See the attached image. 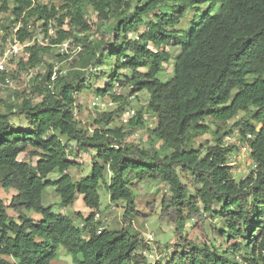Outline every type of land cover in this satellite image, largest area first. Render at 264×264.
Returning a JSON list of instances; mask_svg holds the SVG:
<instances>
[{
  "label": "trees",
  "instance_id": "16d2710c",
  "mask_svg": "<svg viewBox=\"0 0 264 264\" xmlns=\"http://www.w3.org/2000/svg\"><path fill=\"white\" fill-rule=\"evenodd\" d=\"M0 1V12L10 11L12 20L3 26V41L18 28L16 40L33 42L27 57L20 56L24 70L38 69L64 43L80 47L65 75L58 72L52 81L54 64H48L45 75L29 79L31 91H13L20 102L0 111V188L15 191L9 200L0 197V264H52L60 248L75 264L146 263L151 247L133 224L141 217L134 176L168 188L159 217L176 225L180 243L165 264H264V0H14L12 9ZM189 13V27L177 30ZM95 27L101 39L90 38ZM172 48L179 50L173 77L163 83L158 75L172 61ZM55 58L61 63L69 55ZM112 63L110 83L96 93L110 96L118 109L100 113L90 134L76 97L105 78L103 67ZM115 84L130 91L127 98L114 91ZM141 92H148L146 110L156 121L149 138L160 140L168 155L132 139L146 126L143 108L127 129L110 127L128 98ZM211 132L213 144L193 148L195 138ZM234 132L248 145L254 166L240 182L228 162L236 146L224 143ZM87 154L90 174L75 179L78 159ZM55 171L59 179L47 180ZM50 186L67 207L82 197L89 213L68 216L45 207ZM101 187L112 205L123 203L118 228L95 220ZM207 215L222 224L214 229L219 240L198 245L183 235L185 224L196 219L205 233Z\"/></svg>",
  "mask_w": 264,
  "mask_h": 264
},
{
  "label": "rangeland",
  "instance_id": "374dc122",
  "mask_svg": "<svg viewBox=\"0 0 264 264\" xmlns=\"http://www.w3.org/2000/svg\"><path fill=\"white\" fill-rule=\"evenodd\" d=\"M6 1L9 8L12 9L14 0H3ZM35 4H45L50 5L52 3H56L55 0H33ZM2 4V1H0V6ZM163 10L165 11H172V8L170 7H164ZM203 10H206V6L203 7ZM194 14L187 15V18H184L181 23L176 28L177 30L183 31L184 29L189 27L190 19L192 18ZM3 26H12V20H11V13L8 12H0V54L2 53V50L6 47V43L3 41V35L2 32ZM19 27V25H18ZM145 28L142 27L140 29V32L144 30ZM34 31H36L37 39L40 42H46L44 41V36L41 33L40 29L33 28ZM50 35H55L53 30H50ZM81 36H83L80 33ZM139 35V32H138ZM91 39L98 38L99 37L96 27L93 29L92 33L89 34ZM80 51V47L77 46H71L68 43H64L63 45L55 48L53 50L52 56H48L45 58V63L41 64L38 69L35 70H24L23 67L20 65V56L14 59L12 64H10L11 73H12V79L14 81V88L0 92V111H6L7 106L11 103H14L17 101V98L19 99V102L21 101L20 97H16L15 92L17 91L19 95H23L22 92L28 93L31 91L30 87V81H29V74L32 75V77L36 76H43L45 75L46 69L48 64H54L53 69V77L52 81L57 77V73H61L62 75H65L70 68V63L73 59V57L77 54V52ZM179 50L177 49H171V56L172 61L169 64L163 65L162 72L159 73L158 79L161 80L163 83L168 82L173 77V59L178 55ZM59 54H66L69 55V59L63 62H59L57 58H55L56 55ZM114 63V62H113ZM113 63L110 64L108 67H103V69H106L109 74L97 81H93L88 83L89 88L85 90L83 93H80L76 97V105L78 107L79 112V118L81 119V124L89 130V133L91 134L92 131L96 128L95 126V120L96 117L103 112H112L116 109H118L117 104L115 105L112 102V99L110 96H98L96 93L97 89H105V87L110 83L111 81V70L113 68ZM145 71V70H141ZM123 73V72H121ZM124 75V74H122ZM114 91L117 93L128 97L129 90L125 88L118 87L117 84H115ZM149 99L148 92H141L138 94L137 97L128 98L129 104L127 105V108H133L138 112L140 109L143 108L144 110V122H145V128L139 129L135 132L134 138H132L135 142L140 143L143 147H147L148 149H154L157 152H159L161 155L165 156L168 155L170 150L167 148H164L162 146V142L160 140H155L154 142L150 140L149 138V132L148 128H154L156 126V121L154 119V115L151 112H148L146 110V104ZM125 109V108H124ZM125 111H121L120 115H118L113 123L110 125V127H125V125L122 124L121 119L122 115ZM243 115L241 114L240 117ZM15 122H17V119H15ZM232 123L229 124V127L226 128L227 131L232 128ZM147 127V128H146ZM126 128V127H125ZM127 129V128H126ZM213 130L215 128L213 127ZM215 142V136L214 132L205 134L204 136L195 138L192 141L193 148H198L199 146H207L210 144H213ZM224 143L226 145H235L236 149L229 155L228 162L229 165L233 168L232 174L234 179L237 182L242 181L247 176L251 175L254 166L250 157L249 150L247 149V144L242 142L240 140V136L238 132H234L229 137L224 139ZM74 145V144H73ZM75 146V145H74ZM21 159L28 160V156H21ZM78 162H81L82 164L79 166L80 168L74 169L73 175L74 178L79 179L81 176L89 175L91 171V157H89V154L85 155L84 157L78 159ZM60 177V173L58 171H55L51 173L47 180L50 181H57ZM107 179L109 180L110 174H107ZM187 181H191L190 177H186ZM132 185H135L136 187L133 189V193L135 196V202H136V208L141 213V217L134 220V226L137 230L141 231L144 238H146L148 233H152L154 236V240L152 242L151 251H155V257H152L150 254L151 252L146 253L147 256V262L144 264H156L158 261H161L162 263H168L173 255L176 252V247L178 243H180V240L178 239V236L175 233L176 225L168 223L166 220H161L159 217L160 212V203L163 198V196L168 191L167 186L160 182V181H154L145 179L143 181H138L137 178L134 176L132 180ZM193 191V189L191 188ZM12 193L11 196L15 194L14 191L9 190L5 191L3 188H0V197L4 198L6 200H9L10 195L9 193ZM99 196H100V205L101 210L104 216L108 218L109 224H111L112 221H115L114 228H118L121 226V215L123 214V203L119 202L117 204L112 205L109 194L107 190L104 187H101L99 189ZM82 198V197H79ZM82 203L81 199H78L77 202L72 206H65L61 203L59 197L55 194L54 187L50 186L46 188L44 194H43V205L45 207H51L52 211L57 214H65L68 216H73L74 212L80 211L79 204ZM154 206V211H152L149 206ZM115 206V207H114ZM120 207V208H119ZM29 217L35 219V220H41L42 216L35 211H26L25 212ZM120 215V216H119ZM115 218V219H114ZM219 220L217 218H214L213 220L210 218L209 215L206 216V220L204 222V225L206 227V235L205 233H202L197 228L198 221L196 219H188L185 224L184 233L183 235L188 237L189 240L194 241L198 245H203L205 243H208L210 245V242L212 239L219 240L217 233L214 232V229L218 226L217 222ZM219 226L222 225L221 222H218ZM159 247H162L159 249ZM52 264H75L73 262L72 256L67 255L65 250L63 248L59 249V257L57 260H55Z\"/></svg>",
  "mask_w": 264,
  "mask_h": 264
},
{
  "label": "built area",
  "instance_id": "2783aa9c",
  "mask_svg": "<svg viewBox=\"0 0 264 264\" xmlns=\"http://www.w3.org/2000/svg\"><path fill=\"white\" fill-rule=\"evenodd\" d=\"M3 32V31H2ZM18 32V28H14L13 30V37H9L6 41V47L2 50V53L0 54V92L8 91L12 88H14V81L10 76L11 68L10 64L14 61L15 58L18 56H25L27 57V54L25 53L26 47L30 46L33 42H26V43H20L18 40H16V34ZM2 73H7V76L3 77L1 76ZM32 75L29 74V79H31ZM136 115V110L133 108H127L122 115L121 122L123 125H127L133 117ZM155 119V117H154ZM248 139H251V136H248ZM247 149L249 150V147L247 145ZM95 220L101 221L102 223H105V225H108L109 221L106 216L102 213V211H99L95 214ZM104 227L99 228L100 231H102ZM154 240V236L152 233H148L145 238V243L152 246V242ZM152 248V247H151ZM155 251H151L152 257H155Z\"/></svg>",
  "mask_w": 264,
  "mask_h": 264
},
{
  "label": "crops",
  "instance_id": "0c3cea01",
  "mask_svg": "<svg viewBox=\"0 0 264 264\" xmlns=\"http://www.w3.org/2000/svg\"><path fill=\"white\" fill-rule=\"evenodd\" d=\"M75 179H77V178H75ZM15 192V191H14ZM11 192L9 193V195H10V197H11ZM9 197V198H10ZM78 199H81L82 200V198H78ZM115 207V206H114ZM120 208V207H119ZM79 209H80V212L82 213V214H84V215H87L88 213H89V211L86 209V207L84 206V204L83 203H80L79 204ZM76 212V211H75ZM74 212V213H75ZM120 216V215H119ZM115 219V218H114ZM115 221H116V219H115ZM115 221H112L111 222V224H110V226H114L115 225ZM133 224H134V221H133Z\"/></svg>",
  "mask_w": 264,
  "mask_h": 264
},
{
  "label": "clouds",
  "instance_id": "9594fccd",
  "mask_svg": "<svg viewBox=\"0 0 264 264\" xmlns=\"http://www.w3.org/2000/svg\"><path fill=\"white\" fill-rule=\"evenodd\" d=\"M249 153H250V150H249Z\"/></svg>",
  "mask_w": 264,
  "mask_h": 264
}]
</instances>
